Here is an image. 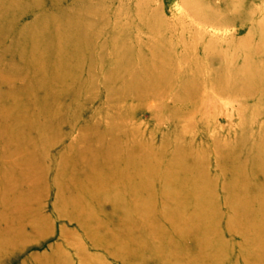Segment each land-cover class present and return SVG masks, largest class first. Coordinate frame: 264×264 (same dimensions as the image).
<instances>
[{"label": "rangeland", "instance_id": "374dc122", "mask_svg": "<svg viewBox=\"0 0 264 264\" xmlns=\"http://www.w3.org/2000/svg\"><path fill=\"white\" fill-rule=\"evenodd\" d=\"M182 3L0 0V264H264V58Z\"/></svg>", "mask_w": 264, "mask_h": 264}, {"label": "bare ground", "instance_id": "6f19581e", "mask_svg": "<svg viewBox=\"0 0 264 264\" xmlns=\"http://www.w3.org/2000/svg\"><path fill=\"white\" fill-rule=\"evenodd\" d=\"M181 1L185 4L187 12L183 11L187 15L193 17L194 20H197V23L202 27V33L204 36H210V40L216 42L218 45L220 44L221 47H225L224 44H228L230 42L235 43L233 50L234 53H238L239 56L234 57L231 62L235 63V67L238 72H240L238 70L239 64H243V62L245 63L244 55H254L255 58H264V0H214V3L208 0ZM192 1H194L195 6L199 10L190 6ZM217 1L225 3L227 9L223 11L221 9H217L215 7ZM225 23L240 24L239 26H241V28L247 27V34L238 37V33H240L241 29H235V32L232 35L226 32V37L224 35L220 36L218 33L220 30L216 27L225 25ZM209 28H216L215 30H217V34L212 31H208ZM173 32H175V30L172 28V33ZM248 40L250 41V44L244 45V42ZM253 73L258 78L260 77L257 81L260 83L264 82V68H261V65H257L256 70Z\"/></svg>", "mask_w": 264, "mask_h": 264}]
</instances>
